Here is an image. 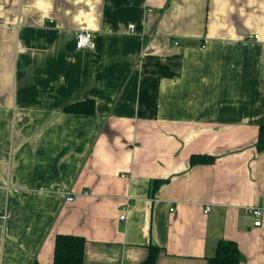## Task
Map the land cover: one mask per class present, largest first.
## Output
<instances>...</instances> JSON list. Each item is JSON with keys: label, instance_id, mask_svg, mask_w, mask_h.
<instances>
[{"label": "crops", "instance_id": "crops-1", "mask_svg": "<svg viewBox=\"0 0 264 264\" xmlns=\"http://www.w3.org/2000/svg\"><path fill=\"white\" fill-rule=\"evenodd\" d=\"M262 125L264 0H0V264H264Z\"/></svg>", "mask_w": 264, "mask_h": 264}, {"label": "trees", "instance_id": "trees-1", "mask_svg": "<svg viewBox=\"0 0 264 264\" xmlns=\"http://www.w3.org/2000/svg\"><path fill=\"white\" fill-rule=\"evenodd\" d=\"M92 105L94 106V102H92ZM79 108L80 107L76 104H72L67 107L70 111H78L80 110ZM257 148L260 151L264 150V125L260 127ZM214 159L215 158L213 156L199 154L192 155L191 162L192 164L201 162L211 163ZM161 182H163V180ZM85 245L86 238L84 236L74 234H58L56 237L54 264H84ZM158 252V248L154 246L150 247L148 258L140 264H155ZM241 261L242 254L238 243L227 239H220L218 241L216 253L210 258V264H241Z\"/></svg>", "mask_w": 264, "mask_h": 264}, {"label": "built area", "instance_id": "built-area-1", "mask_svg": "<svg viewBox=\"0 0 264 264\" xmlns=\"http://www.w3.org/2000/svg\"><path fill=\"white\" fill-rule=\"evenodd\" d=\"M130 28L133 30L135 28L134 24H130ZM254 37L258 38L259 34H255ZM178 44L179 42H175ZM76 46L78 49L82 48H94L95 41H94V32L91 30H81L77 34ZM62 193L66 194L67 200L74 201L75 200V193L72 190H65L64 188L61 189ZM211 210L210 206H206L205 212H209ZM250 212L255 216V225L259 226L262 224V215L263 210L260 208H251ZM0 217L5 218L6 214L0 210ZM127 215L123 214L121 216L122 219H126Z\"/></svg>", "mask_w": 264, "mask_h": 264}]
</instances>
